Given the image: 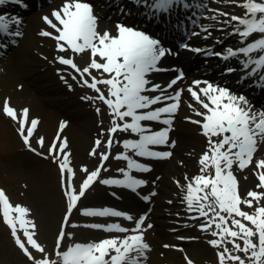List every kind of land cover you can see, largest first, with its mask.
Segmentation results:
<instances>
[{
  "label": "snow or ice",
  "instance_id": "1",
  "mask_svg": "<svg viewBox=\"0 0 264 264\" xmlns=\"http://www.w3.org/2000/svg\"><path fill=\"white\" fill-rule=\"evenodd\" d=\"M9 2L28 7L25 0H0V5ZM129 2L138 8H144V16L153 20H160L161 17L170 18L176 9H195L196 11L186 19L207 34L204 39L211 37L214 25H201V18L222 23L224 27L217 29L219 31L226 32L231 28L227 36L238 37L239 47L229 46L223 52L213 51L212 48L191 47L188 43H181L179 47L193 53L219 57L226 62L236 58L239 69L228 66L225 73L239 71L241 74L237 83L243 84L251 80L252 84L264 90V0H225L226 3L243 8L244 13L235 15L211 9L215 13L211 17L203 16L208 5L202 0L191 2L129 0ZM117 7L122 15L131 14L123 5ZM221 16L225 17L223 21L219 20ZM42 19L54 32L42 30L40 35L54 39L58 52L70 50L76 55L90 52V62L83 69L74 62V56L66 58L60 55L56 60L62 65L70 66L79 74L82 85L97 93L95 97L87 96L82 99L99 100L109 109L111 127L107 130L106 147L109 150L112 148L116 142L114 136L118 132L136 134L138 137L123 139L124 151L115 157L126 162V167L118 169L122 178L100 179L102 169L107 170L104 168V162L110 156L109 152H102L99 153L100 165L95 170L89 172L86 167L82 169L87 175L77 191L72 185L74 172L70 167V154L66 152L67 140L62 139L59 132L57 133L48 149V155L56 160L62 176L65 172L68 174L64 191L67 199L64 224L67 225L78 202L95 182L137 192L147 184V181L137 178L133 172L145 173L151 171V168L139 162L134 156L164 159L172 155L169 151L154 150V146L169 144V133L184 89L170 90L184 79L185 73L175 66L171 68L161 66L165 56H175L179 53L166 47L161 38L154 37L137 26L118 22L115 33L109 30L100 32L99 17L88 0H63L59 8L53 9L50 16L44 15ZM20 24L21 19L18 16L0 14V38L21 36ZM182 24L181 20L177 27ZM13 25L17 26L15 31L11 30ZM190 35L198 36L200 33L192 31ZM15 42L14 39L11 41L13 44ZM216 42L222 44L223 40L217 38ZM3 47L6 45L0 43V48ZM92 70L100 74L99 78L92 75ZM168 71L177 74L166 84L151 79L153 74ZM72 78L75 80L76 76ZM61 79L64 77L61 76ZM100 85L106 86L107 95ZM187 91L200 106L194 108L189 104V107L193 108L195 115L201 119L191 120L190 117L186 119L200 126L201 134L207 140V147L198 161L199 173L191 179L185 175L184 185L176 181L184 193L182 202L186 204L189 213L196 214L191 217L192 219H202L198 225L199 229L214 237L207 243L214 248L222 249L217 253L219 264H264V204L260 203L264 200V191H261L264 189V158L255 162L257 190H249L246 197L240 195L238 179L233 171L234 166L243 171L251 165L258 145L264 143V108L256 109L244 94H237L227 85L214 84L208 80H193ZM96 111L99 113L100 109L97 108ZM3 112L19 124L18 132L24 144L35 152L36 149L32 148L30 140L37 130L39 119L29 120L27 108L18 114L17 110L10 106L8 99L4 101ZM146 122H158L164 127L153 130L151 124ZM65 126L66 122L62 121L60 131ZM101 134L103 135V131ZM37 143L43 147L44 137H40ZM101 144L102 141L98 138L90 154L97 155L96 149ZM171 144L174 146L175 142L172 141ZM129 152L134 155H129ZM143 200L149 201L150 196H143ZM242 205L254 210L244 211ZM28 214L27 207L13 205L5 191L0 189V215L11 230L15 244L29 260L33 261V264H144L146 252L150 249L144 238L146 214L135 218L127 212L110 207L87 208L82 210L83 215L123 217L127 221H134V227L129 229L120 223L87 225L94 229L115 231L125 235L107 237L99 241L75 242L62 248L66 236L69 238L72 236V233H66L62 226L54 249L55 258H50L44 247L35 239L36 225L27 218ZM151 227V224L147 225V228ZM229 244L231 248L228 247ZM29 248L43 254V258L33 257ZM239 253H243V256ZM187 264L193 262L189 259Z\"/></svg>",
  "mask_w": 264,
  "mask_h": 264
},
{
  "label": "rangeland",
  "instance_id": "2",
  "mask_svg": "<svg viewBox=\"0 0 264 264\" xmlns=\"http://www.w3.org/2000/svg\"><path fill=\"white\" fill-rule=\"evenodd\" d=\"M191 2V0H189ZM202 2H206L208 5V8L204 10L203 16L204 17H211L215 15L211 9H219L223 12H228L235 15H242L244 13L243 8L236 7L235 5L231 3H226L225 0H202ZM63 3V0L59 2L55 8H59L60 5ZM108 6V2H105ZM39 9H35L34 11H37V15L39 16L38 19L41 23H45L42 17L44 15H48V10H44L45 5L39 6ZM44 10V12H42ZM111 10V9H110ZM194 10V9H193ZM33 11H29L26 13V16L29 17ZM41 13V14H40ZM225 17L221 16L219 17L220 21H223ZM102 21H109L113 19L109 18H101ZM202 20H205V24H211L214 25L215 28L211 29L213 33H218L221 35L220 38H224L227 36V32H231V28H228L225 31H219L217 29L223 28L224 25L222 23H218L217 21H213L211 19H203L201 18L200 22ZM116 23L120 21L119 19L115 20ZM124 22V21H123ZM126 23V22H124ZM27 21L24 22L22 35L16 39V44L12 47L10 51H7L4 53L5 58H0V73L4 72L3 70L7 69L9 64H17V54L16 52L19 50L22 44L25 42V34L27 32ZM44 30L47 31L45 28ZM103 29H99L101 32ZM192 31L199 32L200 34L204 33L201 32V30L198 28V26H193ZM41 32V31H40ZM206 44H216L215 41H208ZM235 43L232 41H225L223 46L224 48H227L229 46L234 47ZM238 45L237 47H239ZM34 50V54H37L38 51L36 50V44L31 47ZM32 50V51H33ZM177 52L176 50H174ZM217 51V50H213ZM220 52V51H217ZM56 57L60 55H64L65 57H73L74 56V62L81 68L85 67L87 63L90 62V58L88 57V53L84 52L82 54L76 55L71 52H69L68 55L61 54L60 52L55 53ZM3 55V54H2ZM1 57V56H0ZM50 58L52 56H49ZM218 59V58H216ZM219 60V59H218ZM236 63H228L227 66H232ZM209 68H212L210 65ZM57 65L53 66L52 73L56 74ZM222 68V67H221ZM221 68L220 71H221ZM226 68V67H224ZM235 68L239 69V66H236ZM204 69V68H203ZM192 75L194 73H191ZM57 75V74H56ZM77 75V74H76ZM92 75L99 78V73L96 70H92ZM202 75H198L197 79H201ZM77 78L74 80L73 78H70V82L72 83V86L75 87L76 91L75 93H65L63 91L57 92L55 94L56 96H71L74 94L82 95L83 97L92 96L95 97L97 93L86 87L83 86L80 82L81 78L79 75L76 76ZM236 77V76H234ZM87 78V77H86ZM102 90L105 91V95H107L106 88H103V85H100ZM42 94V92L40 91ZM1 96V92H0ZM53 96V94H51ZM77 97V96H76ZM69 98V97H68ZM67 98V99H68ZM65 100V99H63ZM87 106L89 107L88 110L96 116L102 117V113L105 115L109 114V109L103 102L99 100H86ZM3 105L4 102L1 101L0 98V110L3 111ZM99 108L100 112L97 113L96 109ZM87 110V111H88ZM30 120V118H29ZM41 120V119H40ZM13 122L7 121V123L12 128V131H17L16 126L13 125ZM16 122V121H15ZM102 128L103 129V136L100 135L102 139L105 140V143L108 139V132L107 130L110 128L111 120H107L106 122H103ZM18 125V123L16 122ZM43 133H48V129L43 127ZM38 132L34 133L33 137L30 140L32 148L38 150L40 153H43L41 155L40 153H35V155H31L33 153L23 142V139L21 138L20 134V141L22 142V146H18L14 150L15 152H12L7 159H5L3 162H0V186L3 187L5 190L7 196L10 199V202L13 205L19 204L21 206H25L29 209L28 217L31 219L35 225H36V236L35 239H37L38 243H40L44 249L45 253L49 255L50 258L54 257V249L56 245V241L59 235V232L64 227V230L66 233H72L71 238L67 237L65 238V245H69L75 242H88V241H99L101 239L112 237V236H123L124 233L119 232H107L101 229H94L91 227H88L90 223H99V224H109V223H120L122 226L127 227L129 229L134 227V221H127L123 217H84L82 214V209L79 208L75 213L71 214L69 217V222L67 225L64 224V217L67 213V199L64 195L65 187L67 185V178L68 174L65 172L62 176L60 168L56 160L52 157V159H49L48 155V149L53 141L50 142V140L45 139V143L43 147H41L37 141L40 138L38 136ZM71 134V133H70ZM55 135V134H54ZM60 137L62 138V132H59ZM94 135V134H93ZM57 134L55 135L54 139L56 138ZM107 137V138H106ZM81 138L83 140V144H80L81 147L83 146L85 149L89 146L91 140L87 139L86 134L81 135ZM91 138V137H90ZM87 141L85 142V140ZM72 141L71 138L68 137L67 139V148L66 152H70L72 147ZM103 148V147H102ZM98 149L97 155H94V162L92 165L89 163H75L70 159V167H72L74 175L72 177V185L74 188L79 190V187L83 180L86 178V173L82 171L86 165H88L87 169L90 171L94 170V167L99 159V153L103 152L105 149ZM108 149V148H107ZM112 149V154L110 157V161L114 166L120 164L118 167H123L126 165V162H120V160L116 159V155L123 152L124 149L121 145H118ZM262 152V150H261ZM87 154V153H86ZM134 155V154H133ZM91 156V155H90ZM51 157V156H50ZM26 159H31L35 166L39 164V167L45 172L44 174L41 172L34 171L32 167L27 165L25 163ZM258 160V159H256ZM253 161V164H251L248 168L244 169L243 171L239 170L237 167V179L238 184L244 183L247 181L248 178H250L251 173L255 169V162ZM177 160L173 157L171 161H168L166 163H173ZM123 163V164H122ZM78 164V165H77ZM53 166V167H52ZM84 166V167H83ZM111 168V166L109 167ZM109 168L107 167L106 171H109ZM182 169V168H181ZM47 171H51V173H47ZM174 174V173H173ZM178 174V173H177ZM54 175L53 179L52 176ZM185 175L189 178V175H194L192 171H189L188 168L182 169L180 172L181 179L185 181ZM185 184V183H184ZM167 185V184H166ZM168 187V185H167ZM151 188V187H150ZM179 189H181L179 187ZM106 188L102 185L98 184L88 195L86 199L85 206L90 205H108V202H100L99 200H107L105 198V195L107 191H105ZM150 190V189H149ZM163 190L162 195L160 196V200L167 199L169 191L166 190L164 192ZM261 191H264V189H261ZM147 192V188L145 190L141 189L138 192H132L128 191L126 195L124 196L125 200H122L120 202L113 201L114 205L118 207L120 211L127 212L131 215H133L135 218H138L140 215L144 213H148L147 219L144 223V238L145 241L150 245V249L146 252V259L144 260V264H187V261L190 259L193 264H219L218 262V251H221L222 249H217L212 247L207 243L209 239H213L210 235V233L194 230H185V225H188L189 219L183 216H176L179 215L180 211L166 209L163 210V207H167L163 204H161L160 208L155 209L154 207L147 206V203L145 201H139L138 196L143 200V196L141 193ZM94 200H98L96 203H93ZM261 204H264V200H261ZM109 204H112L109 202ZM59 209L60 212H59ZM242 209L244 211L251 212L254 209L248 208L246 206L242 205ZM161 212H166V214H162ZM158 213V215H156ZM160 213V215H159ZM186 218V219H185ZM163 222H160V221ZM202 221V220H201ZM187 222V224H186ZM72 224V225H71ZM151 224V228H147V225ZM75 225V227H73ZM164 228V230L162 229ZM176 229L175 231H171L170 229ZM189 227H186L188 229ZM161 230V231H160ZM188 234V235H187ZM22 236V233H20ZM176 236H182V237H192L195 240L190 242H185L182 240H179L176 238ZM203 243L209 250H199L196 247L197 243ZM64 248V241L62 242ZM165 245H168V247H165ZM229 248H231V245H228ZM198 249V250H197ZM30 252L32 253L33 257L36 259L43 258V254L39 253L38 251L29 248ZM239 255L243 256V253H239ZM0 264H33V261L29 260V258L23 253L21 249L15 244V241L11 235V230L9 227L4 223L2 215H0Z\"/></svg>",
  "mask_w": 264,
  "mask_h": 264
},
{
  "label": "bare ground",
  "instance_id": "3",
  "mask_svg": "<svg viewBox=\"0 0 264 264\" xmlns=\"http://www.w3.org/2000/svg\"><path fill=\"white\" fill-rule=\"evenodd\" d=\"M60 0H34L31 2L30 10L33 11L29 17L25 16L23 18L24 21H27V32L25 34V43L21 45L19 50L16 52L17 54V64L14 65L9 64L7 69L3 70L4 72L0 73V92H1V101H5L8 99L10 106L17 110L19 114L20 111L24 108L29 109V118H38L41 122L38 124L37 130L39 137H44L51 141L54 140L55 135L58 132H62V139L68 137L71 138L72 147L69 152V159H72L75 163H89V165L94 162V157H91L90 153L92 152V148L95 147V141L97 138V134L102 135L104 115L102 113V117L93 115L90 110H88L87 103L85 99H82V95L76 97V94L71 96H56L57 92L63 91L65 93H72V86L69 88L70 83L66 79H61V74H66V77L71 75L72 78L73 71L70 66L62 65L57 62L56 57L54 56L56 49V41L51 37H46L40 35V31L45 28L47 31L54 32L46 23H41L38 19L37 11L39 4H47L44 10H48V15L50 16L53 9H56V4L59 3ZM42 10V12H44ZM243 11H245L243 9ZM41 14V13H40ZM213 23V22H212ZM98 29L100 28V20L98 21ZM102 28L104 30H109L112 33H115L116 24L113 22H103ZM204 25V24H203ZM168 27V26H167ZM172 28L169 27V31ZM22 31V28L19 29ZM206 34H202L195 39L191 40L190 43L193 44L191 47H200V43L208 39H215L217 34L212 33V37L208 39H204ZM231 40H238L236 36L227 37ZM169 40L166 38L165 41ZM36 44L37 54H34V50L31 48ZM203 48H208L206 46H202ZM33 50V51H32ZM194 55V59L197 56L202 54L193 53L189 50H183L179 55H168L165 56L161 65H165L168 68L175 66L177 68H184L189 72L193 65L185 60L184 58L189 54ZM49 56H52L51 58ZM88 57L90 58V52H88ZM238 61L236 58L231 59L230 62ZM197 62V61H196ZM226 61H221L223 65ZM195 62H193L194 64ZM57 64L59 73L57 75L52 73L53 66ZM176 72L168 71L163 73L168 76L166 81H163L162 73H156L151 76L155 82H160L162 84H166L171 78L175 76ZM195 80V79H194ZM189 80L187 76L184 77L182 81H180L174 89H184L181 97V102L179 106V110L174 115L172 130L169 133V144L165 145L169 148L170 152L174 155V158L177 160L173 163H166L168 161L158 160L153 170L149 171L147 174L149 176V182L152 192L155 195L150 194V202L155 208H160L161 204L167 206L163 207V210L167 209H176L180 211L181 214L189 218L196 215L195 213H189L186 208V204L182 202V198L184 193L181 189H178L176 181H179L180 185H184L186 181L181 179L180 172L182 171V167H187L189 171H192L194 176L199 173L200 165L198 161L200 159L201 154L205 151L207 147V140L201 134L200 126L190 122V120L186 119V117H190L191 120L201 119L199 116L195 115L194 111L189 114L188 110L189 104L193 106L196 104L195 101L190 96V93L187 91V88L190 86ZM225 84H228L225 82ZM245 93H250L249 90L241 88ZM42 92V94L40 93ZM53 94V96H51ZM69 97V98H68ZM68 98V99H67ZM65 99V100H63ZM181 109L184 114L181 113ZM88 110V111H87ZM108 120H111V116L106 117ZM7 121L12 122L13 120L5 115L4 112L0 110V162H3L5 159L9 157L14 150L18 146H22V142L20 141V136L18 135L19 124L13 122V125L16 126L17 131H12V128L7 123ZM66 122V126L62 131H60L61 122ZM43 127L48 129L47 137L46 133H43ZM71 133V134H70ZM55 134V135H54ZM86 134L87 139L91 140L90 144L86 149L80 144H83V140L81 135ZM94 134V135H93ZM129 133L118 132L115 136L116 146L119 142H122L123 139H126ZM131 135V134H130ZM91 137V138H90ZM85 140V142L87 141ZM174 141L175 145L172 146L171 142ZM52 144V143H51ZM104 146L102 142L101 148ZM262 150V152H261ZM33 152V151H32ZM87 153V154H86ZM31 155H35V153H31ZM52 159V157H48ZM264 158V143H260L258 145L257 151L254 154V160ZM25 163L32 167L34 171H38L41 173H45L39 164L35 166L34 162L31 159H26ZM77 164V165H78ZM157 166V167H156ZM256 166V165H255ZM37 169H36V168ZM53 167V166H52ZM84 167V166H83ZM88 165H86V168ZM182 168V169H181ZM36 169V170H35ZM36 171V172H37ZM234 174L237 175L236 166L233 167ZM47 173H51V171H47ZM174 173V174H173ZM178 173V174H177ZM177 175L178 179H175L173 175ZM54 175L52 176L53 179ZM191 179V178H190ZM168 187H167V185ZM258 184V180L254 175V171L251 173L250 178L247 179L244 183L239 185V192L242 197H246V194L249 190H257L256 185ZM169 191L167 199L160 200V196L163 193V189ZM166 190L164 192H166ZM105 198L110 201H114V198L110 194H106ZM171 201V203H169ZM61 209H59L60 212ZM166 213L161 212V215ZM158 215V213H156ZM160 215V213H159ZM160 221V220H159ZM163 222V221H160ZM192 224L189 226L188 230L199 231L197 221H192ZM164 230V228H162ZM161 231V230H160ZM195 240L194 238H191ZM204 243V242H203ZM203 243H197L196 247L199 250H209ZM197 249V250H198Z\"/></svg>",
  "mask_w": 264,
  "mask_h": 264
}]
</instances>
